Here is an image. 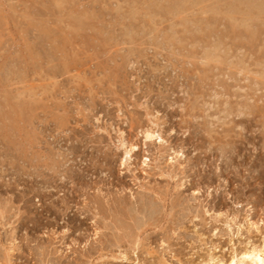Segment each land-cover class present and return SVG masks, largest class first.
<instances>
[{
    "label": "rangeland",
    "instance_id": "1",
    "mask_svg": "<svg viewBox=\"0 0 264 264\" xmlns=\"http://www.w3.org/2000/svg\"><path fill=\"white\" fill-rule=\"evenodd\" d=\"M263 240L264 0H0V264H222Z\"/></svg>",
    "mask_w": 264,
    "mask_h": 264
},
{
    "label": "bare ground",
    "instance_id": "2",
    "mask_svg": "<svg viewBox=\"0 0 264 264\" xmlns=\"http://www.w3.org/2000/svg\"><path fill=\"white\" fill-rule=\"evenodd\" d=\"M191 2V1H190ZM250 4V5H249ZM248 5V11L249 13L247 14L246 18H251L252 15H250V8H252V3H249ZM225 7V6H224ZM255 8V7H253ZM260 8V7H259ZM258 8V9H259ZM247 11V12H248ZM253 11V10H252ZM259 11V10H258ZM177 14V13H176ZM252 14V13H251ZM235 16V15H234ZM229 17V16H228ZM230 19L234 20L233 18L229 17ZM246 18L244 20H246ZM255 21V20H254ZM247 22V21H246ZM252 28V27H251ZM10 100V99H9ZM155 134V133H154ZM154 134L150 131H146L145 132V139L146 140H151L154 136ZM161 139V138H160ZM116 147V146H115ZM117 149L121 150L123 152V156L121 158V166L122 167H126V165L128 166L130 163V160L132 158V154L138 150L137 145L130 143V142H126L122 136L119 137L118 142H117ZM145 163V161H144ZM132 164V163H131ZM218 215V214H217ZM216 215V216H217ZM220 217V216H219ZM214 218V217H213ZM228 218V217H227ZM216 219V218H215ZM214 219V220H215ZM227 220V219H226ZM224 221V220H223ZM233 223L235 226L237 227V231L240 232L242 225L241 224H237L235 223L234 219H230L229 223L228 221L225 222V224L227 225V227L231 230V225L230 224ZM263 223V222H262ZM249 225V224H248ZM248 227V226H247ZM249 229H254V231H258V226L256 223H250L249 225ZM250 231V230H249ZM118 238V237H117ZM264 241V240H263ZM256 248V247H255ZM209 261V260H208ZM205 264V263H204ZM222 264H264V249H252L251 250H247L245 252H242L240 254H235V256H233L231 258V260L227 263H222Z\"/></svg>",
    "mask_w": 264,
    "mask_h": 264
}]
</instances>
